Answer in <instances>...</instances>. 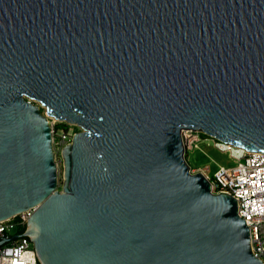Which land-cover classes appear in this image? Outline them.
Instances as JSON below:
<instances>
[{"label": "water", "instance_id": "1", "mask_svg": "<svg viewBox=\"0 0 264 264\" xmlns=\"http://www.w3.org/2000/svg\"><path fill=\"white\" fill-rule=\"evenodd\" d=\"M184 130L264 152V0H0V221L35 208L40 264H264Z\"/></svg>", "mask_w": 264, "mask_h": 264}, {"label": "built area", "instance_id": "2", "mask_svg": "<svg viewBox=\"0 0 264 264\" xmlns=\"http://www.w3.org/2000/svg\"><path fill=\"white\" fill-rule=\"evenodd\" d=\"M55 139L54 134V146L62 149L71 141V132L62 130L59 141ZM217 142L227 145L219 140ZM231 156L238 161L237 165L221 166L213 178L207 174L208 168L192 171H202L211 181L213 192L228 193L237 198L239 213L250 228L253 253L264 263V152L232 151ZM34 210L29 208L0 221V241L5 240L0 244V264H40L33 240L26 233Z\"/></svg>", "mask_w": 264, "mask_h": 264}, {"label": "rangeland", "instance_id": "3", "mask_svg": "<svg viewBox=\"0 0 264 264\" xmlns=\"http://www.w3.org/2000/svg\"><path fill=\"white\" fill-rule=\"evenodd\" d=\"M50 119L52 121V118ZM62 124H65L67 127H60ZM51 125L54 129L55 140L57 142L60 139L62 130L66 129V131L71 132L72 137L75 132L82 130L77 124L66 123L65 121L60 120H56L55 122L52 121ZM200 133L202 132L196 130H184L183 132L186 159L191 165V169L208 168L207 174L210 178H213L216 171H218L221 166L234 167L237 165L238 161L231 156L232 151L234 153L237 151L236 148H234L236 151L233 149L223 150L228 148L219 144L216 138L211 136L209 138H203ZM54 147L57 153L59 186L61 188L63 173V161L60 154L61 149L58 145H55Z\"/></svg>", "mask_w": 264, "mask_h": 264}, {"label": "bare ground", "instance_id": "4", "mask_svg": "<svg viewBox=\"0 0 264 264\" xmlns=\"http://www.w3.org/2000/svg\"><path fill=\"white\" fill-rule=\"evenodd\" d=\"M56 120H59V119H57V118H55V117L52 118V121H53V122H55ZM52 121H51V123H52ZM225 148H228V149H231V150L233 149V150H234V148H236V147H233V146H230V145H226ZM226 150H227V149H226ZM236 150L239 151V152L242 151V150L239 149V148H236Z\"/></svg>", "mask_w": 264, "mask_h": 264}, {"label": "trees", "instance_id": "5", "mask_svg": "<svg viewBox=\"0 0 264 264\" xmlns=\"http://www.w3.org/2000/svg\"><path fill=\"white\" fill-rule=\"evenodd\" d=\"M60 127H67L65 124H62ZM201 134V136L203 137V138H209L210 136L209 135H207V134H205V133H200Z\"/></svg>", "mask_w": 264, "mask_h": 264}]
</instances>
